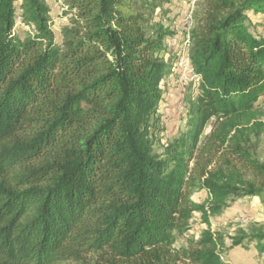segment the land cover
<instances>
[{
  "label": "trees",
  "instance_id": "16d2710c",
  "mask_svg": "<svg viewBox=\"0 0 264 264\" xmlns=\"http://www.w3.org/2000/svg\"><path fill=\"white\" fill-rule=\"evenodd\" d=\"M61 1L56 33L51 0H0V264H227L211 218L264 203V35L250 17L264 0H200L198 93L163 154L153 129L176 32L144 0ZM170 2L150 7L168 18ZM194 213L208 229L177 250ZM248 238L234 246L263 255L264 232Z\"/></svg>",
  "mask_w": 264,
  "mask_h": 264
},
{
  "label": "rangeland",
  "instance_id": "374dc122",
  "mask_svg": "<svg viewBox=\"0 0 264 264\" xmlns=\"http://www.w3.org/2000/svg\"><path fill=\"white\" fill-rule=\"evenodd\" d=\"M160 0H144L143 11L151 23L162 22L166 27L176 32V36L168 40V54L164 59L171 66V73L161 83L163 100L160 104V123L153 129L154 152L163 154L164 148L179 139L187 131V99L198 93L200 80L191 75L185 67L189 50L186 46V36L195 26V14L199 12L200 0H170L165 6L170 12L168 18L162 15L159 8L152 12L150 5H158ZM54 17V30L60 32V27L66 22L63 1L51 0ZM256 28L264 35V17L250 15ZM261 26V27H260ZM17 32L22 38L30 32L22 22H17ZM264 121V118H263ZM214 120L210 123L205 136L211 132ZM204 136V137H205ZM257 159L264 163V135L260 139ZM191 200L196 204H205L208 193L196 188ZM211 229L224 237L226 247L223 259L227 264H264V254H260L255 244L248 248L235 247L234 242L243 236L252 237L257 232H264V203L258 198H246L233 203L232 208L220 217L211 218ZM208 229L201 213H194L189 228L177 236L175 249L188 248L191 243L200 240L201 235ZM248 238V239H249ZM248 239L244 244L248 243Z\"/></svg>",
  "mask_w": 264,
  "mask_h": 264
},
{
  "label": "built area",
  "instance_id": "2783aa9c",
  "mask_svg": "<svg viewBox=\"0 0 264 264\" xmlns=\"http://www.w3.org/2000/svg\"><path fill=\"white\" fill-rule=\"evenodd\" d=\"M17 22H22V20L20 18H18ZM186 46L188 47V50L190 48V37H189V34L186 36ZM185 67L191 72V75H193L195 78H197L195 75H194V71H193V68L191 66V63H190V59H189V56L187 57V60H186V64H185ZM198 79V78H197Z\"/></svg>",
  "mask_w": 264,
  "mask_h": 264
}]
</instances>
